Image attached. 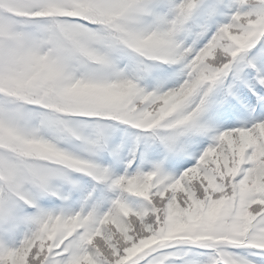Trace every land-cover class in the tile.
<instances>
[{
	"label": "snow or ice",
	"instance_id": "1",
	"mask_svg": "<svg viewBox=\"0 0 264 264\" xmlns=\"http://www.w3.org/2000/svg\"><path fill=\"white\" fill-rule=\"evenodd\" d=\"M0 264H264V0H0Z\"/></svg>",
	"mask_w": 264,
	"mask_h": 264
}]
</instances>
